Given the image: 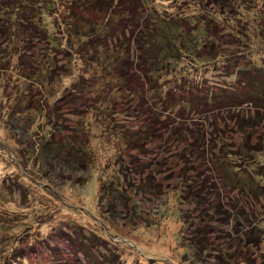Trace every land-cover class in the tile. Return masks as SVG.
Wrapping results in <instances>:
<instances>
[{"label":"rangeland","instance_id":"1","mask_svg":"<svg viewBox=\"0 0 264 264\" xmlns=\"http://www.w3.org/2000/svg\"><path fill=\"white\" fill-rule=\"evenodd\" d=\"M54 1L66 6L70 0ZM238 1L242 4L241 0ZM133 2L135 0H127L128 4L133 5ZM2 4L3 0H0V6ZM190 4L188 0H167L156 7L171 21V8H181L182 14L189 10L196 11ZM208 7L206 11L212 12L210 5ZM75 10L85 19L103 20L100 12L88 13L86 8ZM232 13L236 17L228 18L227 12L219 10L209 21L207 39L216 40L208 43L209 46L210 43L218 44V50L210 52L204 62L188 59L176 63L179 66L174 67V72L160 74L163 83L157 85L159 88L156 91H150L152 87L139 65L133 64L138 57L136 51L139 46L128 44V40L124 46L120 45L121 40L124 42V38L132 36L130 29L119 38H111L107 46L113 48L109 50L116 53L123 51L126 57L129 55L127 65L123 67L124 75L120 77L112 70L111 76H119L125 86L128 84L132 87L136 101L130 106L136 107V112L131 111L134 115L129 116L127 99L119 97L114 100V108L106 106L110 111L102 114L108 115L103 124L114 119L120 125L140 126L147 118L157 128L164 129L163 133L168 137L165 129L171 131V123L180 128L191 127L192 124L199 126L203 122L209 124L218 117L213 113L219 111L218 108L214 110V105L219 101L233 103L248 114L247 111L254 112L251 102L255 89L264 88V0H252L239 8L235 4ZM238 17L240 20H236ZM2 19H8L7 12H0V21ZM210 33H214L213 37ZM42 46L37 40L25 44L28 57L22 66L17 59L11 62L3 59L0 50V264H102L101 261H108L109 264H196L190 246L183 238L180 239L182 220L177 215L179 207L176 205V195H173L175 181L170 184V178L167 187L170 195L162 193L160 198L159 195L148 194L132 201L123 199L120 205L114 202L113 198L117 196L110 192L112 189L107 184L114 174L116 176L123 170L119 167L120 163H126L127 167L131 161L136 167L149 164L154 168L161 163L165 171H170L162 178L170 176L175 179L178 171L171 173V170H177V165L164 159L168 149L173 150L176 145L166 147L167 142L162 140L161 144L152 143L146 151L141 152L118 147L117 140L109 135L111 130L102 127L101 120L96 123V114L93 113L94 106L99 107L96 100L103 102L105 96L94 100L92 91L95 88H106V91L118 87L116 80L105 87V71L78 67L69 70L72 75H68L62 69L67 65L58 62L60 67L52 70L53 77L28 83L27 74L29 77L40 70L34 62ZM61 58L58 57V60ZM37 82L40 85H36ZM161 88H164L166 95L163 103L157 105L158 97L154 95H159ZM171 102L190 104V107L186 109L179 105L178 109H186L180 114V111L171 110ZM222 111L225 115L219 117H226V121H230L227 110ZM244 112L237 111L236 114L244 117ZM135 117L141 118L137 120ZM217 121L221 123L223 119ZM88 124L96 126L92 131L81 130L84 125L85 130ZM231 128L232 135L239 133L236 125H231ZM75 130L80 131L79 134L88 133L85 136L89 138L86 144L90 154L84 156L81 165L76 161L73 167V160L70 159L72 155H77L75 150L79 144L77 139L72 140ZM260 133L264 135V122L259 126L257 134ZM118 148L121 150L118 151ZM78 167L85 172L82 173ZM27 170L35 177L32 184L24 179ZM78 171L81 174L78 175ZM162 178H158V181ZM28 180L31 181V178ZM41 187L52 193L51 199L44 195ZM217 197L222 195L217 192ZM224 197L227 199L229 195ZM113 203L118 205L124 219L112 220L107 210L115 207ZM226 204H229L227 200ZM167 208L170 213L164 222L153 228L147 227L150 222L147 219L164 214ZM192 209L188 205H181L187 217L191 216ZM137 211L143 212L140 213L141 217L137 216ZM200 226L202 228L203 223ZM242 236L244 234L229 236L220 228L215 229L213 235L209 232V242L218 249L208 248L209 253L201 257V264H217L219 253H222L219 249L233 253L235 258H250L258 264L264 246L260 249L247 246L246 238Z\"/></svg>","mask_w":264,"mask_h":264},{"label":"trees","instance_id":"2","mask_svg":"<svg viewBox=\"0 0 264 264\" xmlns=\"http://www.w3.org/2000/svg\"><path fill=\"white\" fill-rule=\"evenodd\" d=\"M166 1L135 0L132 5L128 4L127 0H70L68 5L64 6L65 3H63V6H60L54 0H3L0 12H7L8 19L0 21V50L3 59L6 58L8 62L17 59L20 65H24L28 57L25 44L29 45L37 40L43 45L38 59L34 62L40 70L29 77L27 74L28 83L53 77L52 70H58L60 67L58 62L67 65L62 68L67 72L78 67H86L90 71H105L107 73L104 77L105 87L110 82L117 81V88L106 91H104L106 88H95L93 93L91 92L94 100L101 95L105 96L103 102L96 100V104H99V107L94 106L93 110L97 118L96 123L101 120L102 127L111 130L109 135L117 140L118 147H126L129 151H146L150 144L160 143L162 140L167 142L166 147L169 144L176 145L175 149H168L169 152L164 160L175 163L177 170H171V173L178 171V174L175 179L170 176L162 178L170 171H165L161 163L154 168L149 164H140L136 167L134 161H131L130 165L127 163V167L126 163H118L123 170H120L118 176L114 174L107 183L112 189L110 192L117 196L113 198L114 202L120 205L123 199L132 201L148 194L159 195L160 198L162 193L170 195L171 191L167 187L171 178L170 184L172 181L176 182L173 195H176V205L179 207L177 215L182 220L180 239L183 238V241L190 246L189 250L193 252L194 262L201 264V257L209 253L208 248L218 249L209 242L210 239L207 237L209 232L213 235L215 229L220 228L229 236L238 237L244 234L242 237L246 238L247 246H256L259 249L264 246V135L257 134L259 126L264 122V88L255 89L251 102L254 104V112L247 111L248 114L233 103L224 104L219 101L216 104L222 105H214V110L218 108L219 111L213 115H218L217 119H223L221 123L216 118L209 124L203 122L199 126L192 124L191 127L186 128H180L171 123L169 124L171 131L165 129L168 137H165L164 129L157 128L155 123L147 118L143 119V124L140 126L123 123L120 125L114 119H110L104 125L103 121H107L108 115L102 114L110 111L108 107L114 108V100L119 97L127 99L126 108L130 113L129 116L134 115L131 111L136 112V107L130 106L136 101L133 99L132 87L130 88L128 84L125 86L120 81L129 55L126 57L123 51L116 53L114 50H109L113 48V46L110 48L107 46L111 43V38L115 36L119 38L130 29L132 36L124 38V42L121 40L120 45L124 46L128 40L130 41L128 44L139 46L136 51L138 57L133 64L139 65L140 71L152 87L150 91H156L159 84L163 83L160 74L175 71L174 67L179 66L175 65L176 63L188 59L197 63L204 62L208 59L210 52L218 50V44L210 43L209 46L208 43L216 39H207L209 21L217 11L227 12L228 18L236 17L235 13H232L235 4L239 8L248 5L252 0H241L242 4L238 0H188L189 4L191 2L190 6L196 11L189 10L182 14L181 8L180 10L171 8V21L168 15L160 13L156 7ZM209 5L213 9L212 12L206 11ZM80 8H86L88 13L100 12L103 15L102 22L85 19L75 10ZM5 30L8 31L7 34ZM210 35L213 37L214 33ZM86 45H89L88 48L83 50ZM58 57L62 58L58 60ZM112 70L120 77L111 76ZM23 71L25 72V69ZM28 73L32 74V72ZM68 75H72V72H68ZM56 76L60 78L59 75ZM35 84L37 85L38 82ZM165 88L167 89V85ZM163 89H160L159 95L153 94L158 97L157 105L164 101L166 93ZM179 105L186 109L190 107V104L171 102V110L184 112L186 109H178ZM224 109L227 110L230 121H226V117H219L225 115L222 111ZM237 111L244 112L246 115L241 117L236 114ZM135 118L139 120L141 117ZM231 125H236L239 129L238 134L232 135ZM94 126L96 125L88 124L84 130V125L81 130L92 131ZM78 130L74 131L72 138L75 141L77 139L76 142L80 144H77L78 147L75 150L77 155H72L70 159L73 160V167L76 161L81 165L84 156L90 154L86 144L89 138L85 136L88 133L79 134ZM239 138L241 142L238 143ZM120 150L118 148V151ZM79 170L82 173L85 172L84 169L79 168ZM27 172L24 173L25 177L21 174L19 176H23L31 183L32 178L35 177L31 176L28 170ZM79 172L78 175L81 174ZM39 176L36 175V177ZM29 177L31 181L28 180ZM158 178H162L161 181H158ZM44 189H42L44 195L51 199L52 193ZM217 192L222 197H217ZM238 194L240 196H237ZM225 195L229 197L225 199ZM226 200L229 204H226ZM112 205L115 206L114 203ZM118 205L107 210L112 220L124 219L121 217L123 215H120L122 213L118 210ZM181 205L193 207L191 216L187 217V213L181 210ZM167 210L164 214H157V217L147 219L150 221L147 227L153 228L164 222L169 217V208ZM137 213V216L141 217L140 213L143 212L137 211ZM182 216L186 218L183 219ZM201 223H203L202 228H200ZM219 251L222 253H219L217 264H257L250 258H235L231 252L220 249ZM86 254L90 259L87 252ZM101 263L109 264L108 261H101ZM258 264H264V250Z\"/></svg>","mask_w":264,"mask_h":264}]
</instances>
